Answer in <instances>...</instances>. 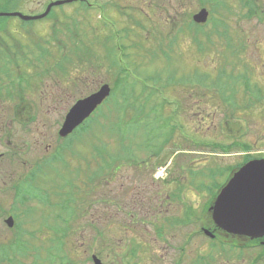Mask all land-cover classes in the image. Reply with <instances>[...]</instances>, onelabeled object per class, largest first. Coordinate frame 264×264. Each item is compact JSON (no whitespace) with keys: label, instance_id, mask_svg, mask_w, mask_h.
Segmentation results:
<instances>
[{"label":"rangeland","instance_id":"obj_1","mask_svg":"<svg viewBox=\"0 0 264 264\" xmlns=\"http://www.w3.org/2000/svg\"><path fill=\"white\" fill-rule=\"evenodd\" d=\"M18 1L9 0L6 3V0H0V9L10 10L17 7ZM49 1H23L20 11L23 15H38ZM93 1L99 7L107 5L104 14L99 13L98 7L97 11H85L73 3L54 9L50 17L44 20L23 23L15 18L0 19L7 22L9 27L8 34H2L1 37L7 38L5 40L7 43L17 44L13 53L21 71L29 67L27 59L33 65L35 62L43 64L42 52L47 50H50L54 58L70 53V48H73L70 44L73 42L70 33L79 34L91 49L90 52L95 53L97 59H101L103 63V66L95 63V68L88 64L71 63L68 69L71 80L61 82H57L54 76L44 79L35 77V72L42 71L43 68H33L32 77L35 81L32 83L30 96L34 101L32 109L39 114L36 119L43 134L40 136L33 133L20 137L30 145L28 148L30 151L19 153L17 159L28 162L30 166L10 158V147L0 141V153L9 150L4 156L0 154L2 208L0 244H7L16 235L4 224V219L10 216L14 220L13 229L21 227L31 233L26 256L18 260L17 255L14 264H18L19 261L23 264H92L90 262L92 254L100 258L103 264H126L128 258L127 263L132 259V264H248L251 261L250 256L263 249L249 248L247 251H240L238 248L246 246L244 243L247 239L221 233L219 245L218 241L213 244L210 238L197 235L201 234V226L207 228L211 224L209 213L205 210L210 195L209 193L204 195L206 192L200 194L202 189L198 188L201 187L198 183L194 184L192 189L185 186L186 189L183 191L188 197V201L185 202L193 207L194 212L193 237L188 249L183 253L179 250L184 244L182 241L185 237L177 233L176 228L169 230L167 225L168 221L171 222L169 219L173 217L179 219L184 217L180 212L182 205H179L177 200L170 206L168 214L147 217L145 220L137 219L135 216L127 217L123 213L129 211L138 214L140 206L135 205L134 194L139 192L142 198L146 199L150 191L148 189L147 193L145 192V185H149V177L143 174L138 178L135 174L133 165H137L139 161L141 163L150 161L153 165L160 159V165L156 166H160L162 170L167 166V169L181 166L182 170H185L186 166L192 164L195 181H203L205 191L212 193L221 187V175L215 179L217 184H220L215 188L212 180L205 178L209 171L216 169L221 171V165H232L239 160L237 156L221 157V151L216 150L218 147L214 149L215 144L228 143L229 137L237 136L241 137L242 141L252 144L254 150L264 153V101L254 103V106L242 111L241 109L232 111L230 106L220 107L216 96L210 94L212 91L201 85L198 80L204 74H209L213 78L221 70L222 65L231 64L230 61L234 59L228 47L229 43L233 50H237L236 57L243 59L242 61L248 65L251 81L257 82L264 89V0H244L250 2L254 9L253 16L249 18L245 17L248 8H243L244 2L240 0H205V3H199L200 0ZM203 8L210 13L212 8L216 11L211 13L209 20L207 19L209 22L205 25V30L209 29V35L213 36V40L212 44H209L208 39H199L198 48L195 42L187 37L188 33L182 30L179 34V29L191 23L192 15ZM220 19L221 26L215 24ZM225 21L226 26L223 25ZM214 27L218 32H222L223 27L222 37L214 35ZM227 28L233 30L231 36L228 35L229 32L226 34ZM56 36L58 45L65 49L60 50L58 46L50 44L51 39ZM107 36L110 37V41L105 49L103 42ZM110 47L114 48L113 60L123 69L121 75L118 74V69L110 68V61L108 64L106 62L105 51ZM18 52L23 54V62ZM124 54L128 59L123 57ZM228 65L226 71H230ZM241 70L238 66L234 72ZM171 76L176 80L188 79L181 83L167 82ZM148 77H157V80H147ZM119 79L122 85L113 86L110 97L96 109V115L90 124L82 129L80 136L77 138L79 133L72 135L73 146H70L69 150L65 149L63 161L50 164L35 160L46 156L47 144L57 143V130L60 126L56 122L64 113V109H68L79 97L97 89L101 84L108 83L111 86ZM182 79L179 81H183ZM71 81H77L76 85L72 86ZM43 84L55 90H61L59 88L61 87L66 91V99L58 110L52 111L49 108L50 102L41 97ZM156 91H162L161 101L165 100L163 105L160 101L156 104ZM170 103L172 104L168 105ZM177 104L179 106H176ZM156 105H162L158 108L159 120H155ZM170 117L173 118L171 121L176 124L175 127H178L175 130L173 127V141L158 157L148 159L150 157V153L146 151L148 145L153 146L159 142L152 141V137L161 134L169 137L171 129L169 122L166 124V121ZM0 121L10 125L8 122L6 124L4 117H1ZM126 124L129 127L128 132ZM155 126H161V129L156 130ZM124 133L129 135L132 146L129 148V164L122 158L120 143ZM182 133L188 134L189 142ZM68 141L69 138L65 140L66 143ZM210 143L213 145L210 146ZM172 146L187 152L172 157L176 151ZM99 156L106 158L101 160ZM97 163L103 167V175L85 171L88 166L96 171ZM115 163L121 166L113 175L112 166H115ZM29 172L35 176L27 178ZM93 173L100 176L94 180V183L98 182V186L87 196L85 190L92 189L87 183ZM160 173L162 177L164 172L157 171V175ZM153 174H156V171H153ZM184 175L182 171L174 176H180L182 180ZM145 178L148 179L147 182ZM161 181L158 180V188L164 194L167 190H164L165 186ZM15 185L27 199L26 203L20 202L16 191L10 189V186ZM125 188H128L131 196L130 204L125 202L122 194ZM143 203H146V200H143ZM109 209L113 219L111 221L107 219ZM118 209L120 213H117ZM79 213L83 214L81 218ZM14 214L19 219H16ZM163 224L167 226L166 233H162L159 238L157 232ZM55 228H62L65 234L58 245L53 242L62 232L57 233ZM170 231L173 232L172 239L169 238ZM166 241L173 245V249L168 250V259H164ZM81 246L88 252L84 258L83 254L79 253L78 248ZM112 246L118 248L108 255V248ZM133 248H136V254L131 258L132 254L128 252ZM156 248H159L162 258L156 257Z\"/></svg>","mask_w":264,"mask_h":264},{"label":"flooded vegetation","instance_id":"obj_2","mask_svg":"<svg viewBox=\"0 0 264 264\" xmlns=\"http://www.w3.org/2000/svg\"><path fill=\"white\" fill-rule=\"evenodd\" d=\"M8 1L9 0H6V3ZM23 1H26V0H19L17 2L18 6L12 8L10 10L0 9V13H21L20 7H22L21 3ZM50 2H52V1L50 0L46 4V6ZM73 3L78 4V6L85 11L96 10L97 7H98V9L99 8H105L107 6V5L105 6V4H104V6L101 5L99 7V6H97L98 4L95 3V1H93V0H72L71 2L64 4V5L73 4ZM61 6H63V5H61ZM61 6H59L57 8H60ZM54 9L55 8H52L50 10V13L46 17L51 15V13L53 12ZM44 10H45V8H44ZM14 18L19 19L18 17H13V16L0 17L1 20L14 19ZM84 26H87V28L89 27L88 25H84ZM73 28H75V27H73ZM8 30H9L8 23L0 21V119H1V117H4V119L6 120V124H7V122L10 124L8 126V124L5 125L2 121H0V141H2V143L5 142L6 143L5 145L10 147V152H9V155H11L10 158L19 160V159H17V156L19 153H27L30 151L28 149L30 147V145L26 141L22 140L20 137L27 136V135L33 134V133H36L40 136L43 134V132H41L39 130L40 126H38V124H37L38 119H36V118L39 116V114L35 113V111L32 109L34 107V101H33V98L30 96L31 91L33 89L32 83H33V81H35V79L32 77V76H34L33 75V68H35V69H39V67L43 68L42 71H36L35 72V74H36L35 77H42L43 79L47 78V77L54 76V78L57 80V82H61V81H70L71 77H69V73H70L69 70H65L64 68L63 69H60V68L56 69L55 63L54 62L50 63L48 61L49 58H46V57L43 59V64L36 62L35 67H33L34 65L27 59V62L30 64V65H28L29 67L25 71L19 70L16 56L13 53V50H16V48H17V44L15 42L7 43L5 41V40H7V38L1 37L2 34H8ZM68 30L70 31V29H68ZM70 34L72 36H74V39H79V40L81 39L82 40V38L79 36V34L78 35L75 33H70ZM70 39L72 41L73 38L70 37ZM18 56H19L20 60L23 62V54L18 52ZM61 56H63V54ZM37 64H39L40 66ZM59 67H60V65H59ZM71 82H72V86L73 85L75 86L76 85L75 83H77V81H71ZM59 88L61 90H55L53 87H51L49 85H45V84H43L41 86V90H42V91H40L41 97L50 102L51 105L49 106V108H51L52 111H55L57 108H59L64 103V101L66 99V91L61 87H59ZM97 89L92 90L90 93L86 94L85 96L79 97L77 100H80V99L90 95L91 93H94L95 91H97ZM156 93H157V94H155L156 104L158 103V101H160V103L162 102V105H163V102L165 100L161 101L162 91H156ZM225 96H229V95H225ZM149 97H151V96L149 95ZM230 97H234V95L231 93ZM107 99H105L101 105H103ZM171 104L172 103H170L168 105H171ZM161 106L156 105V109H154V112L156 114L155 120H159L158 108ZM176 106H179V105L177 104ZM70 107H71V105L68 107V109ZM20 108H22V110ZM144 108H145V106L143 108H141V113H142V110L144 111ZM18 109H20V111ZM68 109H64V113L60 116L59 119L56 118L57 119L56 123L58 124V126H61V124L64 122V118H65V115H66ZM174 113L175 112H172V114H174ZM60 120H61V122H60ZM171 120H173L172 117H170L169 120L166 121L167 124L169 122L170 129H171L169 137H166V135H164V134L156 135V137L155 136L152 137V141H154V142H156V141L160 142V140H162V141L160 143L158 142L159 145L155 144V143L153 146L148 145V149L146 150L148 153H150V157L148 159H153L155 157H158L160 154H162L164 152V148L169 143H171L173 141V138H174L173 137V132H174L173 127H174V130L178 127H175L176 124L172 123L173 121H171ZM4 125L8 126V127L5 128ZM18 126H19V128H18ZM158 128L161 129V126H155L156 130ZM128 129H129L128 124H126V131L127 132H128ZM58 131H59V129L57 130V135H58ZM185 132L188 133L186 131V129H185ZM182 134H183L184 138L186 139V141L189 142L190 137L188 136V134H185V133H182ZM157 137H160V138H157ZM229 138H230V141L228 143H222L226 146H229L228 147L229 150L228 151H221V157H236L237 156V158H239V160L237 163H234L232 165H221V187H223L227 183V181L233 176V174L235 172H237L239 170V168H241L243 165H245L248 162L253 161V160H264V153H260L259 151L254 150V148H253L254 146L252 144H250L249 142H247L245 140L243 141L247 145V147H248L247 149H242V148L238 149L236 145L241 144L242 138L237 137V136H236V138H231V137H229ZM57 139L58 140H57L56 144H54V145L47 144L45 146V150H46V156L45 157L42 156L40 159H35V160H39L42 162L45 161V162L50 163V164H55L58 162L60 163L61 161H63L65 158V142H64L65 138H62L58 135ZM19 140H20V143H18ZM12 142L14 144H12ZM121 145H122V151H123L122 158L125 160L126 163L129 164V161H128V160H130L129 148H132V146H131V141H130L128 134L124 133L122 135ZM155 145H157V146L155 147ZM124 146L126 147V149ZM146 147H147V145H146ZM172 147L176 148V151L172 154V157L179 156V154L182 152H187V151H183L179 147H176V146H172ZM7 151H9V150H6L5 152H7ZM5 152L0 153V154H2L1 156H4ZM99 158H104V157L99 156ZM19 162L22 164L27 163L30 166V164L28 162H25L21 159L19 160ZM159 163H160V159L155 161L153 163V165H151L150 161L142 162V163L139 161V163L137 165H133V167L136 171L135 174L137 175L138 178L143 174H146V176L149 177V179H150L149 185H145V184L144 185H145V192L147 193L146 190H148V189L150 191L147 194L148 196L146 199H143L142 195L139 192L134 194L133 201H134L135 205H137L138 207L140 206L139 210H138L139 211L138 214L130 213L129 211H127V212L123 213V215L127 216V217L135 216L137 219H142V220L144 219L145 220V219H147V217L156 216L159 214H168V212L170 211V206H172L174 204L175 200H177L178 204L182 205L180 208V212L183 214L184 217H183V219L173 217L172 219H169V220H171V222L168 221L167 225L169 227V230L176 228L177 233L179 232L183 237H185L182 241V244H183V242H184V244L180 247V250L178 249L181 253H183L186 249H188L191 238L193 237V229H192V220L194 217L193 216V207L187 205V203L185 201H188V197L186 194L183 193L184 189H186L185 186H190L191 189L194 187L193 167L191 164L189 166H186L185 170H182L181 166L180 167L179 166H173V167H169V169H167V167H168L167 166L164 170H162L161 168H159L160 166H156V165H160ZM115 164H116L115 166H112L113 171H114V172H112L113 175L115 174V172L117 170H119V168L121 166L119 163H115ZM95 166H96V164H95ZM104 166H106V165H104ZM99 168H100V171H99ZM166 169H167V171H166ZM153 171H156V174H153ZM157 171L164 172V175L162 177H161V173L157 175ZM182 171L185 173V175L182 176V180H180V176L179 177L174 176L176 173H181ZM98 173H100L101 175L104 174L102 166L98 165ZM33 174L34 173L29 172V174L27 175V178L32 177ZM96 179H98V176H97V174L93 173V175L90 177L89 182L87 183V184H90V186H92V189L87 188L85 190V191H87L85 193L86 195L89 194L90 192H92L93 190L97 189L96 187L98 186L97 185L98 182L94 183V180H96ZM158 180H162L161 183H164V186H165L164 190H167L166 193L163 194L160 191V188H158L159 187ZM145 181L147 182L148 179L145 178ZM15 188H17V185L10 186V189L13 190L14 192L16 191ZM153 189H155V190L153 191ZM85 191H83V192H85ZM107 194H109V192H107ZM122 194H123V197L125 199V202L130 204L131 196L129 195L128 188H125V191ZM200 194H204V191L200 192ZM204 195H207V194H204ZM80 199H81L80 200V202H81L82 198H80ZM143 200H146V203H143ZM163 206H167V207L162 208ZM79 210H80V208H79ZM117 213H120V209H118ZM82 216H83V214L79 213V218H81ZM107 219L109 221L113 220L111 217L110 209L108 210V213H107ZM123 226H128V225L123 224ZM166 227L167 226H165V224L160 226V228H159L160 231L157 232L159 238H161L162 233H166ZM204 229L209 230L214 235V238L211 239L213 244L217 243L216 241H218V244L221 245V239H220L221 238V230H217L215 228V226L213 225V223L211 222V224H209L207 228L201 226L200 227V231H201L200 233L201 234H197V235H200V236L203 235L202 231ZM169 234H170L169 238L172 239L173 238V232L170 231ZM169 243L170 242L166 241L164 259H168L169 248L173 249V245H169ZM244 244H246V246H244V247H249V248L251 247L252 249L253 248H256V249L259 248V250H260V249L264 248V238L256 240L255 242L247 241ZM117 248H118L117 246H112L111 248H108V255L113 253V251L116 250ZM140 248H141V246H139V251H140ZM78 249L82 250V252H84V254L88 253L85 250V248H83L82 246L79 247ZM156 251H157V253H156ZM128 253L132 254L131 258H133L134 255L136 254V248H133L132 251H129ZM172 253H173V251L171 252V257H172ZM155 254H157L156 257H158V256H161V258L163 257L161 252H159V248L155 249ZM84 257H86V255H84ZM180 257L181 256H179V258ZM183 257H185V256H183ZM182 258H181V260H182ZM250 258H251L250 264H255L254 261L256 262V264H259L264 260V251L260 250V252H258L257 254L251 255ZM128 259L126 261L123 260L122 262L124 263V261H125L126 264H132L131 263L132 259H130V262L127 263Z\"/></svg>","mask_w":264,"mask_h":264},{"label":"trees","instance_id":"obj_3","mask_svg":"<svg viewBox=\"0 0 264 264\" xmlns=\"http://www.w3.org/2000/svg\"><path fill=\"white\" fill-rule=\"evenodd\" d=\"M205 3V0H200L199 3ZM218 6V4H217ZM243 8H248L247 14L245 15V17L249 18L251 16H253V7L251 6L250 2H246V3H242ZM216 11L212 8L211 9V13H215ZM219 13V12H218ZM214 20V17L212 15V21ZM215 24L221 26V19L217 20L215 22ZM106 26V25H104ZM224 27V26H223ZM221 29V31L223 32L224 29ZM206 26L205 25H196L194 23H187L185 24L183 27H181L179 29V34L182 30H185L188 34L187 37L190 38L191 41L195 42L196 46L199 48L200 44H199V39H208L209 40V44H212V40H213V36L210 37L209 35V29L207 28L205 30ZM217 28L214 27V35H216L217 37H222V32H218L216 30ZM177 34V35H179ZM211 34H213V32H211ZM176 35V36H177ZM209 35V38H208ZM231 36V34H229ZM184 36V35H183ZM233 37V35H232ZM72 41L70 42V44H72L73 48H70V53L66 54L64 53L63 56L59 55L58 58H54L53 55L50 54V50H47L46 52L42 53L43 57L45 58L46 56H48V61L50 63L54 62L56 65V69H65L68 70L69 66L71 63H79V64H88L90 66L94 67L95 63H98L99 66H103V63L101 62V59H97V57L95 56V53H91V49L89 47H87V45L83 42V40H79V39H74V36H72ZM175 39V38H174ZM51 44L53 46H58V48L60 50L65 49V47H61L58 41L57 36L53 37L51 39ZM110 41V37H105L104 38V42H103V46L106 49V44L109 43ZM231 42V41H230ZM95 44V43H94ZM110 45V44H109ZM228 47L231 50L232 54V58L234 60L230 61V65L226 64L221 66V70L218 71V73L211 78L210 75L208 74H204L202 75L198 80L200 82L201 85H204V87L210 89L212 92H210V94L216 96V100L219 102V106L221 107H225V106H230L232 108V111H236L237 109L242 111L243 109H248L249 107L254 106V103H259L264 101V89L262 88V86H260L257 82L255 81H251L250 79V72L248 69L249 67H247L248 65L246 63H244V61H242L243 59H239L236 57V53L237 50H233L232 47L230 46V44L228 43ZM114 49V48H113ZM113 49L112 47L108 48L107 51H105L106 53V62L108 64V61H110V68H115L118 69V74L121 75L123 69H121L118 65V63L113 60L112 56H113ZM111 58V59H110ZM124 58L128 59L127 55H124ZM60 65V67H59ZM230 66V71H226V66ZM109 66V65H108ZM107 66V67H108ZM241 67V71L239 72H234L236 67ZM95 68V67H94ZM182 79V78H181ZM179 79V80H181ZM188 78H186L185 80L182 79L183 81H179L176 80L174 77H170V80H168L167 82H177V83H181V82H186ZM147 80H151V81H156L157 77L153 78V77H148ZM121 79H119V81H115L113 86L114 87H119L121 86ZM183 84V83H182ZM167 86V85H165ZM231 93L234 95V97H230ZM225 95H229V96H225ZM250 98H252V100L250 101ZM129 107V105H127ZM126 106V107H127ZM246 107V108H245ZM167 124V123H166ZM83 132V130H82ZM213 143H210V146H212ZM216 147L214 149L216 150H220V151H228L229 150V146H226L224 144H215ZM70 146H73V143L71 141V139H69V141L66 143V147L65 149L69 150ZM237 148H242V149H247V145L241 141L240 145H236ZM87 172L89 170H86ZM100 171V168H99ZM211 171V172H210ZM209 173L206 175V178H208L209 180H212V185L216 186L215 188H217V186L219 187L220 184H217V181L215 180L217 178V176L221 175V171L216 169L215 171L210 170ZM205 176V174H202V176ZM35 176V174L32 175V177ZM202 187V188H201ZM201 187H198L200 189H203V185H201ZM18 198H20V196L22 198H20V202L25 203L26 202V198L23 197V195L21 194V190H19L18 194L16 195ZM24 198V199H23ZM32 211V210H31ZM15 215V214H14ZM16 219H19V217H17V215H15ZM57 233L62 232V234L60 236H56L55 238V242L53 243H57V245L61 242V238H64L65 234L64 231L62 230V228H55L54 229ZM12 234H16L13 240H9V242L7 244H0V263L4 264H14V260L16 261V257L18 255V260L24 258L26 256V251H27V242L30 243V234L29 232H27L24 229H21V227H16ZM26 237V238H25ZM29 238V239H27ZM53 238V239H54ZM60 241V242H59ZM80 254H83L84 257V252H82V250H79ZM24 255V256H23ZM18 264H23L22 262H18Z\"/></svg>","mask_w":264,"mask_h":264},{"label":"water","instance_id":"obj_4","mask_svg":"<svg viewBox=\"0 0 264 264\" xmlns=\"http://www.w3.org/2000/svg\"><path fill=\"white\" fill-rule=\"evenodd\" d=\"M71 1L51 3L43 14L35 17L18 13L0 14V16H17L23 21L38 20L44 18L52 6ZM207 16L206 9H201L193 16V21L204 23ZM109 92V86L103 85L97 92L77 101L65 116L59 135L65 137L70 134L91 115ZM210 212L214 224L228 234L251 240L264 237V161H251L240 168L217 195ZM5 223L8 227H12V217H8ZM205 233L212 237L208 232ZM95 264L100 263L95 260Z\"/></svg>","mask_w":264,"mask_h":264}]
</instances>
